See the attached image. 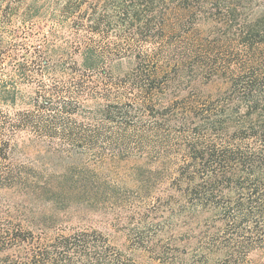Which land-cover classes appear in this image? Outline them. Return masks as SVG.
Returning <instances> with one entry per match:
<instances>
[{"label":"trees","instance_id":"1","mask_svg":"<svg viewBox=\"0 0 264 264\" xmlns=\"http://www.w3.org/2000/svg\"><path fill=\"white\" fill-rule=\"evenodd\" d=\"M0 264H264V0H0Z\"/></svg>","mask_w":264,"mask_h":264},{"label":"rangeland","instance_id":"2","mask_svg":"<svg viewBox=\"0 0 264 264\" xmlns=\"http://www.w3.org/2000/svg\"><path fill=\"white\" fill-rule=\"evenodd\" d=\"M96 225L106 233H108L117 244L121 245L122 243H124V235L120 232H115L110 224L103 221H98Z\"/></svg>","mask_w":264,"mask_h":264}]
</instances>
